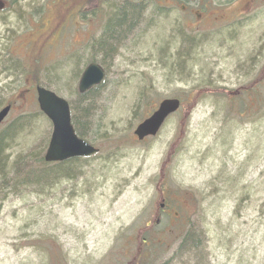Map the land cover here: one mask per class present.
Instances as JSON below:
<instances>
[{
  "label": "rangeland",
  "instance_id": "374dc122",
  "mask_svg": "<svg viewBox=\"0 0 264 264\" xmlns=\"http://www.w3.org/2000/svg\"><path fill=\"white\" fill-rule=\"evenodd\" d=\"M2 1L0 109L8 102L14 107L0 134L13 120L36 116L14 140L12 160L41 151L50 139L52 125L37 113V85L72 107L91 62L107 76L78 106L90 109L86 140L98 156L45 190L25 185L11 194L9 171L0 182V264H130L136 238L150 223L159 235L157 264H264V83L251 87L264 71V0L218 31L167 5L186 0H163L162 6L90 0L83 14L86 0ZM238 1L209 3L234 14ZM124 4L145 11L144 18L110 41L108 52L95 51L113 11ZM192 7L203 12V3ZM35 65L37 84L31 80ZM256 88L263 102L255 108ZM244 91H253L243 95L246 107L231 99ZM143 95L151 105L146 117L165 99H180L184 108L156 137L138 142L133 131ZM163 193L184 213L159 211L161 223L153 224ZM184 214L191 217L188 224ZM175 222L187 225L179 236ZM190 226L196 244L189 252L181 245ZM51 248L56 255L47 252Z\"/></svg>",
  "mask_w": 264,
  "mask_h": 264
},
{
  "label": "trees",
  "instance_id": "16d2710c",
  "mask_svg": "<svg viewBox=\"0 0 264 264\" xmlns=\"http://www.w3.org/2000/svg\"><path fill=\"white\" fill-rule=\"evenodd\" d=\"M18 0H10L11 3L15 4ZM102 2L104 0H101ZM90 4V0H86L80 10V14L84 13V9L88 7ZM140 9L137 8L135 5L132 4H124L123 6H120L117 8L116 11H113L108 24L106 28L103 31V34L101 39L97 41L94 45L93 48L97 52H108L107 49L108 47L106 46L110 41L116 39H119V32L120 31H125V29H129L132 26L136 24L137 21V16H139ZM122 33V32H121ZM192 41H188V43L191 46ZM193 43V42H192ZM39 67L35 65L34 70L32 71V76L33 78L31 79L34 81V83H38V74ZM26 78V75H25ZM264 83V71H262L259 75L258 78L255 80L253 83V86H258L259 84L261 85ZM101 87L94 88L91 90L89 93L79 96V101L74 104V106L71 107L72 115H73V123L76 127V131L78 135L83 138L87 139L86 137V131H87V126H88V112L90 109L87 108H80L78 107L79 104L84 100L85 98H90V95L94 94L98 89ZM246 92H253V91H246ZM257 92V88L254 89V93ZM233 96L231 99L233 101L235 100H240L241 103L245 106V101H244V96L246 95L245 91L243 94L240 95L239 92L233 93ZM244 95V96H243ZM243 97V98H242ZM191 98V97H190ZM188 98V99H190ZM198 100V95H195L192 97L190 100V108L187 109L186 115L189 114V112L192 111L193 105L195 102ZM255 108L260 106L263 102V99L257 95L255 97ZM9 103V102H8ZM143 105V110L142 112L138 115V120H143L146 115L149 113H146L149 109H151V105H149V102H145V96L143 95L141 99L139 100V104ZM9 104L14 106L13 102H10ZM184 107V104H183ZM246 107V106H245ZM34 119H36V116L32 115H25L22 116L21 118L13 120V122L10 124L9 127H7L1 134H0V182L6 180V177L8 176V171H9V191L13 195H19L21 193V190L23 189V186H30L32 188L38 189V190H45L47 188L52 187L54 184L58 183L60 179H64L69 177L70 173L74 174V172L78 169L81 159H73L69 160L64 163H58V164H47L44 162L43 156L44 152L46 150L47 144H44L42 147V150L33 151L29 153L28 155H21L16 159L11 158L10 152L12 149V146L14 145L13 142L14 140L17 139L18 135H20L22 132L21 130L23 128L30 127L31 124L33 123ZM185 122L182 121L181 123V128L184 127ZM182 131V129H181ZM175 146L172 145L170 152L167 155V158L165 161L169 162L173 156ZM9 151V154H8ZM9 155V157H8ZM165 176V173L162 172L160 176V181L163 180ZM6 183V182H5ZM8 184V183H7ZM1 185V184H0ZM177 195H185L182 192L178 191ZM165 205L166 208L168 209H175L174 211L178 214L181 215L183 212V206L180 205L179 202L173 201L171 199H166L165 200ZM181 211V213H180ZM190 214V213H189ZM184 214V219L187 220V223H189L191 217ZM177 224V223H176ZM171 225V224H170ZM189 226V225H188ZM187 225L185 224L184 226L178 225L177 227L173 225V228H175V236L181 235L184 230L186 229ZM192 227L190 226V229H187L183 234V240H182V245L181 249H184V247H188V251H192L195 249L193 246L196 244V239L194 238V233ZM168 229V226L166 227ZM146 238L142 240L141 235H138L136 238V244L139 248V252H146V253H154L152 255L148 256H141L137 257L134 259V261H140L139 264H144L143 262L146 260L154 259L158 261L159 259L155 257L156 252L159 251L160 249L156 248L154 240L157 238L159 235H154L153 233L145 234L144 235ZM148 246H147V244ZM164 241L162 242L161 245H163ZM192 248V249H191ZM55 250H49L47 252H51L53 255H56ZM61 264L63 263V259L60 260ZM168 264V263H166Z\"/></svg>",
  "mask_w": 264,
  "mask_h": 264
},
{
  "label": "water",
  "instance_id": "95a60500",
  "mask_svg": "<svg viewBox=\"0 0 264 264\" xmlns=\"http://www.w3.org/2000/svg\"><path fill=\"white\" fill-rule=\"evenodd\" d=\"M3 8L4 4L0 2V9ZM104 79L105 72L101 66L89 65L79 81V94L83 95L101 85ZM36 93L40 110L50 120L53 127L44 161L46 163H60L70 159L95 156L98 150L80 139L76 134L72 125L69 103L43 87H37ZM180 106L181 102L177 99L163 100L157 110L136 127L134 136L139 142L149 137H155L166 120L178 112ZM10 111V106L0 111V124L7 118Z\"/></svg>",
  "mask_w": 264,
  "mask_h": 264
},
{
  "label": "flooded vegetation",
  "instance_id": "af4514ba",
  "mask_svg": "<svg viewBox=\"0 0 264 264\" xmlns=\"http://www.w3.org/2000/svg\"><path fill=\"white\" fill-rule=\"evenodd\" d=\"M161 1L163 0L158 1L160 6H162ZM209 1L212 0H186L187 5H184L183 3H178L177 1H171V3L167 5L170 8L182 7L183 13L185 12V15H196L197 18L200 19V22L205 21L206 25H209L211 28H213L214 31H218L221 29V26L224 23H231L234 22L236 19H242L243 17L249 15V12H247V10H249L255 2V0H240L238 5L239 11L232 14L230 11H221V9H218L219 7H213V5L211 6ZM200 3H203V12H198L192 7L193 4L195 6H198ZM148 255L152 254H143V256ZM167 263L170 264L169 262Z\"/></svg>",
  "mask_w": 264,
  "mask_h": 264
},
{
  "label": "bare ground",
  "instance_id": "6f19581e",
  "mask_svg": "<svg viewBox=\"0 0 264 264\" xmlns=\"http://www.w3.org/2000/svg\"><path fill=\"white\" fill-rule=\"evenodd\" d=\"M154 2L156 1V2H158V0H153ZM144 13H145V11H143V10H141L140 12H139V16H137L138 18H137V23L138 22H140L141 21V19L142 18H144ZM135 26H136V24L134 25V26H132L131 28H129V29H125V31H124V33H123V31H120L119 33V39H117V40H120L125 34H128L129 32H131L134 28H135ZM122 32V33H121ZM191 45L192 46H194V45H196L195 43H191ZM189 47H190V45H189ZM91 64H97V65H99V66H101L100 64H98V63H95V62H91L89 65H91ZM102 67V66H101ZM102 69L104 70V72H105V79H104V81H103V83L101 84V85H99V86H97L96 88H98V87H101L104 83H105V80H106V71H105V69L102 67ZM79 84V83H78ZM37 100V99H36ZM37 105H38V108H39V112H37V113H39V115L40 116H42V117H44V118H46L45 117V115L41 112V110H40V106H39V103H38V101H37ZM9 117V116H8ZM164 127V126H163ZM162 127V128H163ZM162 128H161V130H162ZM12 150V149H11ZM9 154V153H8ZM22 155V154H21ZM21 155H18L16 158H18L19 156H21ZM8 157H9V155H8ZM16 158H14V159H16ZM144 264H155L156 263V260L155 259H150V260H146V261H144L143 262Z\"/></svg>",
  "mask_w": 264,
  "mask_h": 264
}]
</instances>
